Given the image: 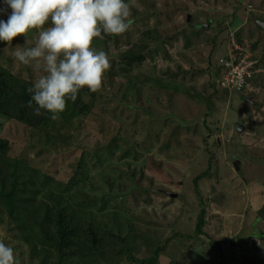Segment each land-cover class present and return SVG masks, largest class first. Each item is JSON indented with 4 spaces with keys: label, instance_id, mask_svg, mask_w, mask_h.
<instances>
[{
    "label": "rangeland",
    "instance_id": "1",
    "mask_svg": "<svg viewBox=\"0 0 264 264\" xmlns=\"http://www.w3.org/2000/svg\"><path fill=\"white\" fill-rule=\"evenodd\" d=\"M128 2L129 30L93 42L111 67L89 115L57 116L37 130L0 116L8 156L36 170L28 216L11 218L0 202V239L19 264H49L31 216L62 205L139 244V257L164 247L158 264H264V31L256 25L264 0ZM147 30L159 41L141 38ZM23 42L17 36L12 46ZM137 43L148 45L145 61L122 69V53ZM239 52L251 67L249 87L222 88L226 69H216ZM0 65L32 82L41 74L15 63L11 46L0 48ZM160 161L164 175L152 170ZM206 169L200 200L193 181ZM203 208L205 233L197 235Z\"/></svg>",
    "mask_w": 264,
    "mask_h": 264
},
{
    "label": "clouds",
    "instance_id": "2",
    "mask_svg": "<svg viewBox=\"0 0 264 264\" xmlns=\"http://www.w3.org/2000/svg\"><path fill=\"white\" fill-rule=\"evenodd\" d=\"M0 15L6 16L0 19V43L11 46L15 63L41 71L27 89V106L34 115L48 114L53 120L81 90L101 88L111 62L108 53L93 46L94 40L120 36L132 24L128 0H0ZM17 36L24 37L23 45L12 46ZM231 37L235 45L234 33ZM0 264H19L14 248L2 239Z\"/></svg>",
    "mask_w": 264,
    "mask_h": 264
},
{
    "label": "trees",
    "instance_id": "3",
    "mask_svg": "<svg viewBox=\"0 0 264 264\" xmlns=\"http://www.w3.org/2000/svg\"><path fill=\"white\" fill-rule=\"evenodd\" d=\"M157 34L158 31L147 30L142 33L141 38L159 41ZM4 46L5 44L0 43V48ZM147 48L146 43H137L128 48L120 57V67L129 70L144 62ZM221 66V68L218 66L216 69L217 76L221 74L219 71L222 72V69H227L224 65ZM219 83L221 85L220 75ZM31 84L32 81L20 78L0 65V116L37 130L51 125L54 120L50 119L48 114L34 115L32 108L27 106L30 99V93L27 89L31 87ZM221 87L223 88V86ZM97 95L96 91L81 90L76 101H67L65 110L58 116L67 122L75 116L89 115L93 110L90 100L97 98ZM9 152L8 141L0 139V202L8 216L17 219L20 215L21 217L28 216V204L33 200L29 196L33 192L30 186L34 184L36 170L28 167L24 161L10 158ZM161 164L160 161L155 167L153 165L156 169L152 170L159 172L158 169ZM207 170L195 177L193 181L195 190L198 187V182L208 175ZM159 173L164 175L163 172ZM76 174L79 173L76 172ZM196 194L201 200L202 197L198 190H196ZM205 216L206 210L203 208L197 218L195 230L197 235L205 233ZM31 217L38 226L37 236L40 235L41 242L49 247L47 249L50 250L49 254L52 256L49 258V264H158L164 250V247L159 245L147 255L139 257L142 250L139 244L131 243L119 231L100 227L91 218L86 219L65 210V206L62 205L53 208L47 206L37 219L33 215ZM19 223L21 229L26 228L25 231H27L25 220ZM26 235L24 237L27 239L28 235ZM209 238H211L212 243H220L211 236ZM230 243L235 245L234 240ZM113 258L115 261H110ZM92 259L94 261H91ZM173 262L171 264H180L179 260Z\"/></svg>",
    "mask_w": 264,
    "mask_h": 264
},
{
    "label": "built area",
    "instance_id": "4",
    "mask_svg": "<svg viewBox=\"0 0 264 264\" xmlns=\"http://www.w3.org/2000/svg\"><path fill=\"white\" fill-rule=\"evenodd\" d=\"M235 52V51H234ZM229 58L227 59V62H225V67L226 72L223 76V78L221 79V86L223 87H230L233 86L236 89L237 88H241L243 86H246L245 89L247 87H249V83H246L245 80V76H246V72H244V70L246 68H251L248 65H244L245 64V60H247L246 54L243 55V53L239 52L236 54H232L229 53ZM238 56L239 58H241V60L239 61H235L233 58V56ZM242 85V86H241Z\"/></svg>",
    "mask_w": 264,
    "mask_h": 264
},
{
    "label": "water",
    "instance_id": "5",
    "mask_svg": "<svg viewBox=\"0 0 264 264\" xmlns=\"http://www.w3.org/2000/svg\"><path fill=\"white\" fill-rule=\"evenodd\" d=\"M257 25H259L264 30V23H260L259 21H257ZM230 160L234 163V166L236 167V169L239 170V166L235 162L236 156L235 157H230ZM239 172H240V170H239Z\"/></svg>",
    "mask_w": 264,
    "mask_h": 264
},
{
    "label": "bare ground",
    "instance_id": "6",
    "mask_svg": "<svg viewBox=\"0 0 264 264\" xmlns=\"http://www.w3.org/2000/svg\"><path fill=\"white\" fill-rule=\"evenodd\" d=\"M232 59H234V57H233ZM235 59H236V58H235ZM235 59H234V60H235ZM237 60H241V59H236L235 61H237Z\"/></svg>",
    "mask_w": 264,
    "mask_h": 264
},
{
    "label": "flooded vegetation",
    "instance_id": "7",
    "mask_svg": "<svg viewBox=\"0 0 264 264\" xmlns=\"http://www.w3.org/2000/svg\"><path fill=\"white\" fill-rule=\"evenodd\" d=\"M261 23V21H259Z\"/></svg>",
    "mask_w": 264,
    "mask_h": 264
}]
</instances>
